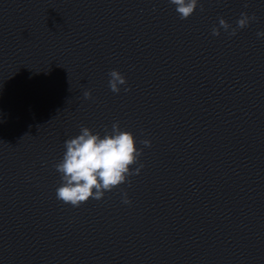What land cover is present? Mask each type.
Returning a JSON list of instances; mask_svg holds the SVG:
<instances>
[{"label": "clouds", "instance_id": "obj_1", "mask_svg": "<svg viewBox=\"0 0 264 264\" xmlns=\"http://www.w3.org/2000/svg\"><path fill=\"white\" fill-rule=\"evenodd\" d=\"M175 6L181 20L193 15L199 5V0H169ZM244 7H248L245 0ZM202 10V6H201ZM257 17L247 12H241L232 27L226 20L220 18L219 27H213L212 35L219 36L223 29L230 36L236 35L238 29L248 27ZM258 37H264V31L257 32ZM109 88L119 93L122 85H126V78L117 70L109 72ZM129 91L128 88L124 89ZM84 98L90 99L91 92L85 91ZM145 147L151 146L150 140L141 141ZM65 152L62 159L54 165L61 176V184L56 189L57 200L74 208L87 203L89 199L101 200L106 192L129 183V177L139 174L143 165L132 170L138 164L142 150L136 146L134 135L121 130L119 123H113L111 131H105L103 136L99 132L81 126L80 133L64 142ZM123 203L130 204L127 192L122 193Z\"/></svg>", "mask_w": 264, "mask_h": 264}]
</instances>
